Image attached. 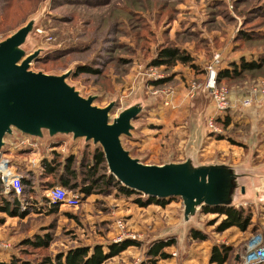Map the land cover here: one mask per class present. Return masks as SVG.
<instances>
[{"label":"rangeland","instance_id":"rangeland-1","mask_svg":"<svg viewBox=\"0 0 264 264\" xmlns=\"http://www.w3.org/2000/svg\"><path fill=\"white\" fill-rule=\"evenodd\" d=\"M29 22L33 28L22 48L27 53L40 50L32 62L34 71L56 75L72 71L68 83L83 96L96 95V105L116 101L111 116L131 105L144 108L133 120L134 137L123 138L124 146L144 163L162 164L171 153L175 161L194 155L192 161L202 164L238 161L248 153L241 138L250 136L251 122L242 114L252 107L243 106L241 98L262 86L264 65L237 78L216 79L219 87L229 90L227 110L217 113L228 115L231 123L220 125L212 117L213 127L220 131L207 134L204 117L194 118L202 112L196 108L192 114L194 104L208 106L206 113L212 106L208 98L193 97L207 83L210 67L217 76L219 69L243 57L264 63V0H0V41ZM164 48H177L191 59L155 64ZM85 68L94 71H81ZM263 104L264 95H257L253 105ZM213 107L217 110L215 101ZM194 130H199L196 153L189 150ZM72 142L66 136L42 148L26 136L5 152L22 178L33 177L34 193L21 199L18 214L0 207V263L20 259L44 264L45 258L56 259L73 248L101 245L107 252L110 244L132 240L136 243L102 264H211L212 248L224 244L232 247L225 263L231 264L252 236L264 237V207L253 204L245 208L254 214L246 231L238 227L220 231L224 217L201 211L194 222L200 228L181 234L186 229L180 197L161 199L167 201L165 206L149 204L153 196L135 190L128 197L110 174L106 159L97 169L98 182L85 191L91 184L88 166L102 147L83 139ZM259 150L264 159V142ZM66 157H72L76 177L71 180L78 185L65 187L69 199L51 210L46 198L52 188L46 189L41 163L55 158L63 168ZM11 194L1 191L0 206L13 200ZM192 231L205 237L195 239ZM180 235L185 237L183 254ZM41 238L46 239L43 246L28 243ZM168 240L173 241L163 248L168 257L149 255L152 246Z\"/></svg>","mask_w":264,"mask_h":264},{"label":"water","instance_id":"water-1","mask_svg":"<svg viewBox=\"0 0 264 264\" xmlns=\"http://www.w3.org/2000/svg\"><path fill=\"white\" fill-rule=\"evenodd\" d=\"M32 28L33 23L29 22L0 41V158L13 142L26 136L42 148L48 142H60L66 136L72 137V144L79 139L93 142L102 147L110 174L122 185L157 199L180 197L182 225L186 229L181 234L188 235L192 228H200L194 222L204 206L246 208L253 204L257 209L260 205L264 207V163L257 166L254 160L262 141L264 105L249 106L252 108L244 112L252 122L250 136L241 138L249 150L240 163L233 164L232 158L194 163V155L184 161H175L174 153H171L167 162L147 164L123 143L124 137H134L133 120L144 108L139 104L131 105L111 116L116 101H110L104 107L96 105V95L83 96L68 83L72 71L61 75L34 71L32 62L39 57L40 50L27 53L22 48ZM203 97L210 100V106L213 97L206 84L193 99ZM196 108L202 112L194 118L201 120L204 117L206 133H214L209 124L212 113L205 112L208 106L194 104L192 114ZM192 122L193 119L188 122L191 130ZM198 131H192L189 150L193 153L197 150ZM182 238L185 237L180 239L183 254L186 245ZM239 261L237 254L235 264Z\"/></svg>","mask_w":264,"mask_h":264},{"label":"trees","instance_id":"trees-1","mask_svg":"<svg viewBox=\"0 0 264 264\" xmlns=\"http://www.w3.org/2000/svg\"><path fill=\"white\" fill-rule=\"evenodd\" d=\"M190 56L186 54H180V51L177 48H164L160 51L159 57L157 60H155V64H168V65H174L179 60L182 62H188L190 60ZM264 65L263 62L260 60L256 61H247L244 57L241 58L239 62L231 61V66L223 67L219 69L217 73V80L222 81L225 78H237L243 75V73L247 70H255L262 68ZM94 71V69H81V71ZM216 122L218 124H223L224 126H228L230 122V118L228 115H219L216 117ZM221 138V136H219ZM72 157H66V162H64V167L62 165L54 160H44L42 161V166L44 170V177L46 178L44 184L46 185V189H51L56 184H61L64 187H69L70 185H73V187H76L78 185V182L72 183L71 178H75V169L73 168V163L71 160ZM105 162V156L102 150H98L95 153V160L88 166V176L89 179H91V184L86 186L84 188L85 191H89L95 184L98 182V177H96L97 169L99 167V164ZM112 180H115V177L112 176ZM102 180V178H101ZM33 177L30 179L26 178L25 176L22 178V184H23V193L21 196H13V200H6L4 204L1 207V209L5 210L6 212H9L10 214L19 212V209L21 207L20 201L22 198L30 197L34 193V187H32ZM109 180L105 181V183L109 184ZM72 183V184H71ZM119 189L126 194L128 197L136 193L134 190H130L123 185L119 184ZM3 191V183L0 179V193ZM50 199L47 197L46 201L51 208V210H56L60 208V206L63 204V201L56 200L54 202H50ZM138 202L142 205L144 203L141 200H138ZM150 203H155L157 205L165 206L167 204V201L157 199L156 197L150 198ZM202 212L204 214L213 213L217 214L218 217L223 216L224 218L221 220V223L219 225L220 231H225L227 229L238 227L242 231H246L251 225L253 221V211L251 208L246 210L244 207H209L204 206L202 209ZM191 235L195 239L203 238L205 237L203 234L192 231ZM31 244H34L37 247L43 246L46 243V239L41 238L37 240L36 242H28ZM136 243L132 240H127L122 243H113L110 244L109 250L106 252L104 251L103 247L101 245L96 246H82L77 247L68 250L64 254L58 255L56 259H52L50 257L45 258L43 260L44 264H102L105 262L108 258L115 256L119 253H121L123 250H125L128 246L131 244ZM173 243V241L168 240L167 242H161L158 244H155L151 247L149 255L151 256H158L161 255L162 257L166 258L169 255L165 252H163V248L166 246H169ZM232 252V247L229 245H221L217 246L215 245L210 253V263L211 264H225ZM0 264H34L30 261L26 260H20V259H12L9 262H1ZM231 264H235V260H232Z\"/></svg>","mask_w":264,"mask_h":264},{"label":"built area","instance_id":"built-area-1","mask_svg":"<svg viewBox=\"0 0 264 264\" xmlns=\"http://www.w3.org/2000/svg\"><path fill=\"white\" fill-rule=\"evenodd\" d=\"M217 76L213 69L210 67V77L206 83L207 88L212 94L213 101L216 102L217 112H225L229 103V90L226 87H219L217 84ZM196 90L197 87H193ZM195 94V92H194ZM193 94V95H194ZM257 95H264V82L262 86H255L251 89V92L242 97L241 104L243 106H251L254 104ZM169 103L168 100L166 101ZM214 118L209 119L210 127L213 132L220 131V129L213 127ZM0 179L3 183L4 192H11L13 195L21 196L23 193L22 176L16 171L9 160L4 157V154L0 158ZM48 198L50 202L56 200L64 201L68 200L67 191L65 187L56 185L48 192ZM239 264H264V237L258 233L252 236L244 251L240 254Z\"/></svg>","mask_w":264,"mask_h":264},{"label":"crops","instance_id":"crops-1","mask_svg":"<svg viewBox=\"0 0 264 264\" xmlns=\"http://www.w3.org/2000/svg\"><path fill=\"white\" fill-rule=\"evenodd\" d=\"M241 100H242V98H241ZM264 105V104H263ZM211 106H212V112L211 113H213L212 115H211V117H214L215 116V118L217 117V116H219V114L217 113V110H215V108L213 107V102L211 103ZM263 108V107H262ZM263 110V114H264V108L262 109ZM217 113V114H216ZM254 114V113H253ZM252 114V115H253ZM242 115H244V116H246V117H248L249 118V120H250V122H252V120H251V117L248 115V114H245L244 112H243V114ZM261 128H262V134H261V136H260V138H261V143H260V146H261V144L264 142V120L262 121V123H261ZM213 134V133H212ZM210 137H211V135H210ZM260 146H258V148H257V152H256V154L254 155V160H255V165H260V164H262V163H264V159L263 158H260V155H261V153H258V152H260V150H259V147ZM247 154L248 153H245L244 154V156L246 157L247 156ZM243 158V157H242ZM242 158H240L238 161H235V160H233L232 159V163L233 164H238V163H240L241 161H242Z\"/></svg>","mask_w":264,"mask_h":264}]
</instances>
